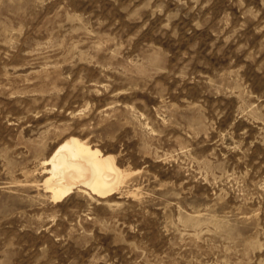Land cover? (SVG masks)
Masks as SVG:
<instances>
[{
    "label": "rangeland",
    "instance_id": "rangeland-1",
    "mask_svg": "<svg viewBox=\"0 0 264 264\" xmlns=\"http://www.w3.org/2000/svg\"><path fill=\"white\" fill-rule=\"evenodd\" d=\"M0 264H264V0H0Z\"/></svg>",
    "mask_w": 264,
    "mask_h": 264
},
{
    "label": "bare ground",
    "instance_id": "bare-ground-1",
    "mask_svg": "<svg viewBox=\"0 0 264 264\" xmlns=\"http://www.w3.org/2000/svg\"><path fill=\"white\" fill-rule=\"evenodd\" d=\"M48 163L51 164V177L45 180L44 188L51 192L50 198L54 202L75 187L106 196L121 186L127 176L112 155H103L99 149H93L75 137L64 139L43 165Z\"/></svg>",
    "mask_w": 264,
    "mask_h": 264
}]
</instances>
